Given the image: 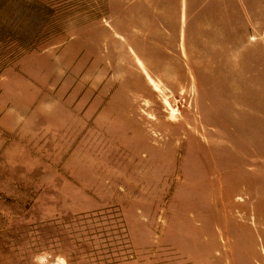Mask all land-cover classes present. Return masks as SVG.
Instances as JSON below:
<instances>
[{
  "label": "rangeland",
  "instance_id": "obj_1",
  "mask_svg": "<svg viewBox=\"0 0 264 264\" xmlns=\"http://www.w3.org/2000/svg\"><path fill=\"white\" fill-rule=\"evenodd\" d=\"M0 264H264V0H0Z\"/></svg>",
  "mask_w": 264,
  "mask_h": 264
}]
</instances>
